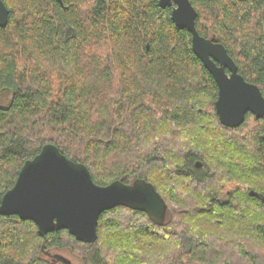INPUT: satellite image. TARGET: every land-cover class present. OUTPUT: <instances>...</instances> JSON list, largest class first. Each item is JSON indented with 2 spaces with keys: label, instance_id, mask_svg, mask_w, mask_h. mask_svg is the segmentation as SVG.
<instances>
[{
  "label": "trees",
  "instance_id": "trees-1",
  "mask_svg": "<svg viewBox=\"0 0 264 264\" xmlns=\"http://www.w3.org/2000/svg\"><path fill=\"white\" fill-rule=\"evenodd\" d=\"M3 1L10 16L0 28V96L10 98L0 100V205L26 162L52 144L100 186L145 180L166 196L161 175L183 181L170 196L189 210L176 215L163 197L160 225L115 208L100 216L94 244L67 230L43 238L34 222L0 215V264H58L44 256L69 248L85 264H264V118L221 125L218 86L172 8L160 0ZM190 1L200 35L223 44L264 95V0ZM206 119L222 129L208 137L210 153L200 132L217 129ZM208 155L225 170V198L210 192L218 169ZM189 217L221 229H196Z\"/></svg>",
  "mask_w": 264,
  "mask_h": 264
},
{
  "label": "water",
  "instance_id": "water-1",
  "mask_svg": "<svg viewBox=\"0 0 264 264\" xmlns=\"http://www.w3.org/2000/svg\"><path fill=\"white\" fill-rule=\"evenodd\" d=\"M159 4L163 9L172 8L174 24L192 35L193 51L219 89L215 107L220 123L238 129L248 114L263 119L264 96L260 88L239 74L223 44L200 35L196 26L198 12L191 1L160 0ZM9 16V9L0 0V28L8 25ZM118 207L145 213L160 225L169 209L152 183L137 180L128 185L115 181L100 186L85 165L71 161L57 146L49 144L23 166L15 186L2 199L0 215L34 222L43 238L54 231L67 230L77 241L94 244L99 237L100 216Z\"/></svg>",
  "mask_w": 264,
  "mask_h": 264
},
{
  "label": "rangeland",
  "instance_id": "rangeland-1",
  "mask_svg": "<svg viewBox=\"0 0 264 264\" xmlns=\"http://www.w3.org/2000/svg\"><path fill=\"white\" fill-rule=\"evenodd\" d=\"M8 98H10V97L4 96V95L3 96H0V100H4V102L5 101L7 102L8 101ZM208 121L211 122V124H214L213 125L214 128H216V129L218 128L217 127V124L215 123V121H211L209 119L208 120L206 119V123ZM254 121H255L254 119H252V118L250 119L249 124H250L251 127L255 125ZM206 123H203L201 125V127L203 129H206L207 128L206 125L208 123L207 124ZM208 129H210V128H208ZM218 129L219 130H222L221 128H218ZM218 129H217V131L216 130L215 131H212L211 130L212 132L209 135H208V133H206V131L205 132L204 131L203 132L202 131L200 132V134L203 135L204 138L206 139V140H203L201 142L203 144H207V146H208L207 147V152L208 153L212 152V149L214 148L213 145H212V143H210L208 141V137L209 136H212L213 139H218L220 137V135H221V132H219ZM232 133L233 132H231V131H228V132L226 131V138L227 139H230V136L232 135ZM248 133H249V131L247 132V134ZM217 145L218 144H216V146ZM224 148H225V150H227V148L225 146H224ZM232 154H233V152H232ZM235 155L237 156V152L235 153ZM235 158H237V161H239V162L242 161V159H240V157H235ZM207 161L211 163V165H212L213 168L218 169L216 181L213 182V183H211L209 185L210 192H214V190L217 189V192L219 191V197L220 198H225L226 196H228L227 192H223L222 190H219L220 188H218L220 186L221 182H222L221 180L223 178V175H224V171L225 170H224V168H220L221 167L220 164H218L216 162L215 163L212 162V159H211V157L209 155H208ZM234 162H236V161H234ZM161 177H162V180L160 178V180H159L160 182L159 183H163L164 184L163 190H164V192L166 194V196H163V197H166L167 200H168V197H169V200L168 201H169V205L171 206V209H173V213L176 214V215H179V214L185 213L187 210H189V208H187L186 206H184L181 203V200H178L177 198H172L170 196L172 189H174V185H177L178 186L176 188V191H178L179 189H181V187H185V188L187 187V186H184V185L182 186V184L185 183V182H183V181L181 182V181H178V180L171 181L172 179L171 178H167L165 175H161ZM246 177H247V175H245L244 178H246ZM248 180L252 184H254V183H256V184L260 183L261 184L263 182L262 179H258V177H251V175L248 178ZM172 184H174V185H172ZM184 192L186 194V197L187 196H190V195H193V194L189 193L186 189L183 191V193ZM205 203L206 202L203 200L201 203H198V204L203 205ZM185 214H187V213H185ZM189 219L188 220L195 225V228L196 229H199V230H204V231L211 230V231H214V232H219L220 229H221V227L218 228L216 225H213L212 226L206 220L201 219V218H198V217H189ZM234 233H236V232H234ZM237 234L240 235L241 232H237ZM108 238L110 239V236ZM80 251L81 250L79 248L76 249L75 252L71 248L64 249V250H52V251L49 252L48 256L45 255L44 257L46 259H48V260H53V261L57 262L58 264H85L83 262L81 256H79ZM257 251H258L259 254H261L262 256H264V250H263V248L257 246Z\"/></svg>",
  "mask_w": 264,
  "mask_h": 264
},
{
  "label": "flooded vegetation",
  "instance_id": "flooded-vegetation-1",
  "mask_svg": "<svg viewBox=\"0 0 264 264\" xmlns=\"http://www.w3.org/2000/svg\"><path fill=\"white\" fill-rule=\"evenodd\" d=\"M260 90H261V89H260ZM263 96H264V95H263ZM248 115H249V114H248ZM248 115H247V116H248ZM251 115H252V114H251ZM252 116H253V115H252ZM219 121H220V120H219ZM221 125H222V124H221ZM222 126H223V125H222ZM225 128H226V127H225ZM228 129H229V128H228Z\"/></svg>",
  "mask_w": 264,
  "mask_h": 264
}]
</instances>
